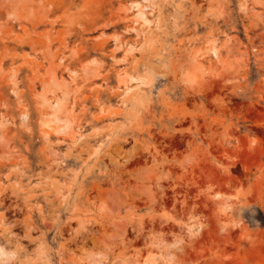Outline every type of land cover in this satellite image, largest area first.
I'll list each match as a JSON object with an SVG mask.
<instances>
[{"label":"clouds","instance_id":"clouds-1","mask_svg":"<svg viewBox=\"0 0 264 264\" xmlns=\"http://www.w3.org/2000/svg\"><path fill=\"white\" fill-rule=\"evenodd\" d=\"M261 209L264 0H0V264H264Z\"/></svg>","mask_w":264,"mask_h":264},{"label":"rangeland","instance_id":"rangeland-1","mask_svg":"<svg viewBox=\"0 0 264 264\" xmlns=\"http://www.w3.org/2000/svg\"><path fill=\"white\" fill-rule=\"evenodd\" d=\"M255 43L258 44L259 43V40L255 41ZM260 211H261V214H264V209H261Z\"/></svg>","mask_w":264,"mask_h":264}]
</instances>
